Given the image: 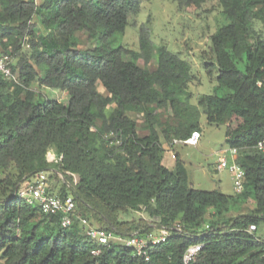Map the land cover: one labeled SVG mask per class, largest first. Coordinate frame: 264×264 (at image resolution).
<instances>
[{
  "label": "trees",
  "instance_id": "1",
  "mask_svg": "<svg viewBox=\"0 0 264 264\" xmlns=\"http://www.w3.org/2000/svg\"><path fill=\"white\" fill-rule=\"evenodd\" d=\"M145 1L0 0V50L17 76L0 75V264H184L196 243L202 248L189 264H264L257 232L264 224V152L257 148L264 141V0H174L189 14L217 1L225 20L201 57L223 92L197 104L208 125L224 126L244 171L241 196L254 208L236 216L228 213L238 197L191 188L177 153L172 168L164 164V152L181 145L173 140L200 132L188 101L190 64L155 47L144 26L137 51L112 47ZM80 32L90 47L81 48ZM139 117L145 134L137 133ZM49 150L59 163L47 162ZM38 173L57 182L49 194L74 201L70 227L18 198ZM132 213L145 217L127 218ZM81 218L115 236H168L148 246L145 262L120 244L87 238Z\"/></svg>",
  "mask_w": 264,
  "mask_h": 264
},
{
  "label": "rangeland",
  "instance_id": "2",
  "mask_svg": "<svg viewBox=\"0 0 264 264\" xmlns=\"http://www.w3.org/2000/svg\"><path fill=\"white\" fill-rule=\"evenodd\" d=\"M225 24L221 8L217 1H208L204 8L199 12L186 13L178 9L174 0H148L141 4V10L126 27L123 34L113 38L112 47L125 46L126 48L137 51L138 35L142 26L148 29L149 38L155 47L165 45L168 51L176 53L179 57L187 61L191 66L192 81L188 85L187 94H190V105L197 107L199 113L198 125L200 139L197 146L176 145L174 152L179 155L184 163L188 183L191 188L202 191H218L224 195L238 197L236 204L229 208V216L250 213L254 208L251 200H245L241 194L235 193L231 174L227 169L217 171L216 167L221 158L231 160L230 150L224 142V126L208 125L206 116L201 107L198 106V97L201 95L212 94L217 91L216 72L212 78L203 66L201 57L209 52V37L217 28ZM81 48L90 47L86 41L84 32L77 33ZM24 51H28L27 46ZM14 61L16 59L14 58ZM142 65V62H140ZM150 69L155 67V61L148 65ZM43 88L36 85L33 90L41 92ZM98 91L105 95L102 87ZM220 91L218 94H221ZM42 93H47L49 97H59L58 92H50L44 88ZM139 117L138 124L142 125ZM140 128H142L140 126ZM139 129V128H138ZM169 147L166 146V150ZM173 160L168 151L164 152V164L171 167ZM57 182H49L50 192H54ZM141 213H132L131 218H143ZM257 232L264 234V224Z\"/></svg>",
  "mask_w": 264,
  "mask_h": 264
},
{
  "label": "built area",
  "instance_id": "3",
  "mask_svg": "<svg viewBox=\"0 0 264 264\" xmlns=\"http://www.w3.org/2000/svg\"><path fill=\"white\" fill-rule=\"evenodd\" d=\"M12 61V57L3 54L0 50V75L13 82H17V76L16 74H13L10 68ZM199 139L200 132L194 131L187 139L173 140L172 144L197 146ZM257 148L264 152V141L258 143ZM235 154V150H230L231 158L235 157ZM46 159L48 163L57 164L61 161V156H57L55 153H47ZM224 169H227L231 174L235 193L241 194L243 192L244 171L234 162V160L228 162L226 158H221L217 164L216 170L219 172ZM48 191V175L46 173H38L28 180L24 186L19 188L17 196L21 201L28 205L38 206L41 212L45 215H57L59 217V224L62 228H68L73 225V212L75 205L72 198H60L56 195L49 194ZM79 224L82 226L85 236L98 245L106 246L110 243L120 244L131 249L134 257L141 258L145 262L149 261V256L147 255L148 246L159 244L168 236L167 230H159L156 233L148 234L145 238H139L135 235L122 237L115 236L103 229L94 228L83 218L79 219ZM174 228L180 229L178 224H175ZM247 231L250 233L255 232L256 226L250 225ZM261 240L264 244V234L261 235ZM201 248V243H196L188 247L183 255V263L189 264L192 262ZM98 253V250L92 252L93 255H97Z\"/></svg>",
  "mask_w": 264,
  "mask_h": 264
},
{
  "label": "crops",
  "instance_id": "4",
  "mask_svg": "<svg viewBox=\"0 0 264 264\" xmlns=\"http://www.w3.org/2000/svg\"><path fill=\"white\" fill-rule=\"evenodd\" d=\"M150 69V68H149ZM153 69V68H152ZM152 69H150V70H152ZM142 123V122H141ZM140 126L142 127V125L141 124H138L137 123V133L138 134H145L146 132L145 131H142V129L140 128ZM139 128V129H138ZM163 147L166 149V146H165V144L163 145ZM169 150V149H168ZM169 152V154H170V158L173 160V155L174 154H176V152H174V149L171 151H168ZM48 153H54L52 150H49L48 151ZM235 159V157H232L231 158V160H234ZM172 166H173V163H172V165H171V167L170 168H172ZM169 168V167H168ZM49 184V183H48Z\"/></svg>",
  "mask_w": 264,
  "mask_h": 264
}]
</instances>
